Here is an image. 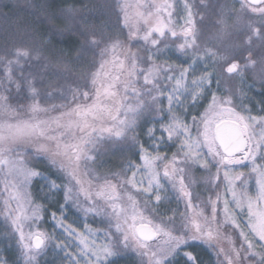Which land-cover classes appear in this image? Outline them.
Instances as JSON below:
<instances>
[{
	"label": "snow or ice",
	"instance_id": "6c2138e0",
	"mask_svg": "<svg viewBox=\"0 0 264 264\" xmlns=\"http://www.w3.org/2000/svg\"><path fill=\"white\" fill-rule=\"evenodd\" d=\"M4 7L0 264H264V0Z\"/></svg>",
	"mask_w": 264,
	"mask_h": 264
},
{
	"label": "trees",
	"instance_id": "16d2710c",
	"mask_svg": "<svg viewBox=\"0 0 264 264\" xmlns=\"http://www.w3.org/2000/svg\"><path fill=\"white\" fill-rule=\"evenodd\" d=\"M31 3L32 0H3V2L0 3V10L8 11V8L4 7V5H8L12 8L11 12H9V15H26L28 11V5ZM13 5H15V7H12Z\"/></svg>",
	"mask_w": 264,
	"mask_h": 264
},
{
	"label": "rangeland",
	"instance_id": "374dc122",
	"mask_svg": "<svg viewBox=\"0 0 264 264\" xmlns=\"http://www.w3.org/2000/svg\"><path fill=\"white\" fill-rule=\"evenodd\" d=\"M259 71H260V69L257 68V69L255 70V72H252V73L249 74V83H251L252 78H253V77H254ZM122 264H127V262L124 263V261H123Z\"/></svg>",
	"mask_w": 264,
	"mask_h": 264
}]
</instances>
